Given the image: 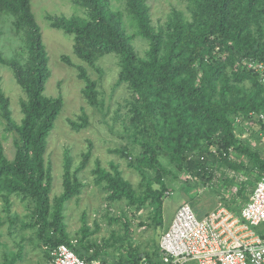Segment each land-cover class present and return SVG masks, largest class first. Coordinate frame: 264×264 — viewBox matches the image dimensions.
Segmentation results:
<instances>
[{
	"label": "trees",
	"instance_id": "16d2710c",
	"mask_svg": "<svg viewBox=\"0 0 264 264\" xmlns=\"http://www.w3.org/2000/svg\"><path fill=\"white\" fill-rule=\"evenodd\" d=\"M32 1L0 0V24L10 20L22 44L11 58H4L0 51V64L12 70L26 97L22 101L24 118L18 124L0 90V125L14 134L16 146L12 161L0 146V189L32 205L30 223L25 228L35 232L49 260L51 251L62 244L86 261L101 260L99 254H89L87 228L75 245L67 232L66 205L82 192L80 180L71 173L70 161L63 194L53 202L50 197L53 177L46 166L47 146L64 102L45 95L49 57ZM72 1L86 11L85 18L50 17L51 26L73 36L75 56L90 66L107 55L119 58L117 85L125 84L129 89L130 136L140 147L131 166L155 171L161 185L156 192L140 198L118 165L112 164L111 171L98 168L96 184L104 186L110 203L125 200L141 209L150 199L153 220L162 228L166 187L160 176L165 171L161 156L209 182L214 168L222 162L237 166L238 161L222 156L232 149L241 159L249 160L248 166L239 161V168L257 170L258 178L264 175V155L242 143L235 127L236 117L264 113V85L254 71L246 68L247 61L264 63V0H185L190 18L174 11L158 27L153 25L146 0H123V12L135 28L134 36L148 43L144 57L132 45L134 36L127 31L124 13L114 10L111 0ZM63 59L69 62L67 57ZM80 76L87 102L94 107L98 104L97 83L83 69ZM79 120L81 124L70 121L77 131L88 123L86 115ZM255 124L264 128L263 123ZM118 152L126 158L132 154L127 148ZM90 156H85L81 169ZM23 250L20 246L5 264L21 262ZM130 256L116 264H164L161 255H148L146 259Z\"/></svg>",
	"mask_w": 264,
	"mask_h": 264
},
{
	"label": "rangeland",
	"instance_id": "374dc122",
	"mask_svg": "<svg viewBox=\"0 0 264 264\" xmlns=\"http://www.w3.org/2000/svg\"><path fill=\"white\" fill-rule=\"evenodd\" d=\"M111 1L114 10L124 11L123 0ZM146 4L156 27L164 25L174 11L183 12L186 18L191 16L185 0H146ZM32 9L49 57L50 77L45 85V95L62 98L64 102L62 113L48 140L46 153V166L53 177L52 202L64 192L68 161L71 163V173L76 174L82 184L81 194L68 202L65 210V223L71 240L81 238L87 228L85 243L89 254H99L107 264L128 260L130 254L141 255L143 259L156 254L158 258L162 256V235L172 225L183 203L190 204L201 217L220 206L234 208L250 199L258 181L257 170L239 168L238 163L248 166L249 160H243L233 152L230 160L238 161L237 166L222 162L214 168L213 178L209 182H203L193 172L181 170L168 158L160 157L159 161L165 169L160 176L166 187L162 228L157 227L153 220L154 209L150 206V199L144 202L141 209L130 206L125 200L110 203L104 186L96 184L95 171L98 168L111 171L112 164L118 165L140 198L161 188L155 171H139L131 166V162L140 154V147L133 144L130 136L129 89L125 84L117 85L119 58L107 55L90 66L75 56L73 36L52 28L50 17L85 18L86 11L72 0H33ZM123 13L127 31L134 36L135 28L127 14ZM0 33V51L4 58H11L22 49V44L14 35L10 20L0 24ZM132 45L141 57L146 55L149 48L147 42L136 36ZM63 57H67L69 62H65ZM81 69L97 83L98 104L94 107L88 104L85 97ZM0 90L10 103L13 120L21 124L24 118L22 101L26 97L16 83L12 70L2 64ZM83 115L87 116V126L77 131L70 121L81 124L79 117ZM260 130L259 125L246 123L237 128L236 135L242 143L258 149L264 155ZM0 146L12 161L16 155L15 136L6 131L4 125H0ZM125 148L132 153L130 158L118 152ZM89 153L91 156L85 168L81 169ZM32 210L28 202L16 196L9 197L0 189V264L10 261L20 246L24 248L23 258L17 264H49L50 260L45 250L39 247L35 232L25 228L30 223ZM260 231H264V226Z\"/></svg>",
	"mask_w": 264,
	"mask_h": 264
},
{
	"label": "built area",
	"instance_id": "2783aa9c",
	"mask_svg": "<svg viewBox=\"0 0 264 264\" xmlns=\"http://www.w3.org/2000/svg\"><path fill=\"white\" fill-rule=\"evenodd\" d=\"M246 68L254 71L264 85L263 62L247 61ZM255 121L264 124V113L236 117L235 127L252 125ZM260 138L264 140V128L260 130ZM232 153L229 149L222 156L226 158ZM261 226H264V175L258 178L250 200L239 213L221 206L198 217L190 204L180 205L172 225L161 238L162 260L164 264H264V237L257 231ZM76 243L73 241V245ZM49 264L107 263L99 259L86 261L70 246L62 244L51 251Z\"/></svg>",
	"mask_w": 264,
	"mask_h": 264
},
{
	"label": "crops",
	"instance_id": "0c3cea01",
	"mask_svg": "<svg viewBox=\"0 0 264 264\" xmlns=\"http://www.w3.org/2000/svg\"><path fill=\"white\" fill-rule=\"evenodd\" d=\"M250 200V199H249ZM249 200H246L245 202H244V204L243 205H241V206H238L237 207V205L234 207V208H229V209H231L233 212H238V211H240L241 210V208L249 201ZM221 207V206H220ZM225 207V206H224ZM240 207V208H239ZM201 217H203V216H201ZM262 227V226H261ZM261 227H259L258 229H257V231H258V233L260 234V235H262L263 237H264V231H260V228ZM194 264V263H193Z\"/></svg>",
	"mask_w": 264,
	"mask_h": 264
}]
</instances>
